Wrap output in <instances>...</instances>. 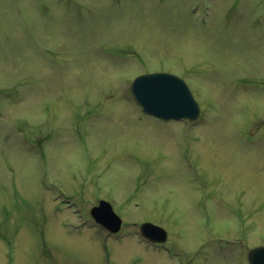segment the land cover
Wrapping results in <instances>:
<instances>
[{"label":"rangeland","instance_id":"1","mask_svg":"<svg viewBox=\"0 0 264 264\" xmlns=\"http://www.w3.org/2000/svg\"><path fill=\"white\" fill-rule=\"evenodd\" d=\"M153 72L186 81L198 121L143 113L130 88ZM103 199L118 235L81 227ZM259 246L264 0H0V264H250Z\"/></svg>","mask_w":264,"mask_h":264},{"label":"water","instance_id":"2","mask_svg":"<svg viewBox=\"0 0 264 264\" xmlns=\"http://www.w3.org/2000/svg\"><path fill=\"white\" fill-rule=\"evenodd\" d=\"M133 93L144 108L162 118H188L195 120L199 116V107L183 80L167 73L149 74L138 77L132 86ZM98 223L112 233L121 229L122 220L115 214L110 203L101 201L91 211ZM142 233L153 242H165L166 231L154 224L145 223ZM251 264H264V247L253 249L249 253Z\"/></svg>","mask_w":264,"mask_h":264}]
</instances>
